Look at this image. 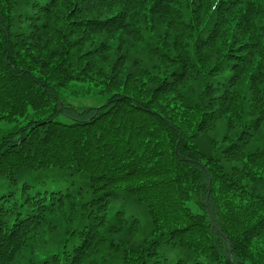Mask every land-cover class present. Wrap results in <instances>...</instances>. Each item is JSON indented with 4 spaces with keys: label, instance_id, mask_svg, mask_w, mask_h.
Returning <instances> with one entry per match:
<instances>
[{
    "label": "trees",
    "instance_id": "obj_1",
    "mask_svg": "<svg viewBox=\"0 0 264 264\" xmlns=\"http://www.w3.org/2000/svg\"><path fill=\"white\" fill-rule=\"evenodd\" d=\"M0 123V264H264V0H0Z\"/></svg>",
    "mask_w": 264,
    "mask_h": 264
},
{
    "label": "rangeland",
    "instance_id": "obj_2",
    "mask_svg": "<svg viewBox=\"0 0 264 264\" xmlns=\"http://www.w3.org/2000/svg\"><path fill=\"white\" fill-rule=\"evenodd\" d=\"M77 88H79L80 91L82 90H86L88 89V87L86 85H81L78 84ZM111 98L110 95H102L99 94V92L92 88L90 93L85 96V97H78L76 98H70L68 99V102H70L71 104L75 105V106H80V107H92V108H99L104 106L109 99ZM14 128V125H6L4 123H0V132H4V131H10ZM136 214H138V211L136 210ZM141 216L143 217L142 212H140ZM166 255H168L169 257H172L173 259H181L184 257V254L179 251V250H168L166 249Z\"/></svg>",
    "mask_w": 264,
    "mask_h": 264
}]
</instances>
